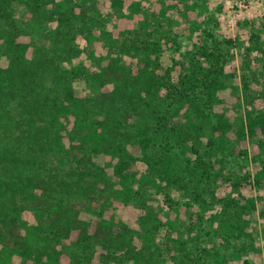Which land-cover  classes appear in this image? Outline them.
I'll return each mask as SVG.
<instances>
[{
    "label": "rangeland",
    "instance_id": "1",
    "mask_svg": "<svg viewBox=\"0 0 264 264\" xmlns=\"http://www.w3.org/2000/svg\"><path fill=\"white\" fill-rule=\"evenodd\" d=\"M54 1L60 0H0V67L27 66L36 71L31 78L35 83L28 90H9L2 81L8 108L0 107V119L6 121L14 115L22 120L20 102L39 96L44 102V135L50 140L49 151L54 158L47 164L38 160L28 165L16 164L13 154L20 152L24 157L22 151L26 145L9 136L0 123L2 180L20 184L19 176L46 179L51 182V199L68 205L79 203L82 209L79 216L95 219L102 213L105 218L120 219L131 228L129 247L119 240L117 257L103 264H135V257L139 264H264V180L257 181L253 150L249 147V158H246L215 149L213 141L217 135L212 123L216 118L209 122L197 118L190 110V104L200 103L208 115L216 116L226 110L234 112L231 96L238 95L237 89L243 96L245 81H249L253 95L263 94L264 0H191L199 6L189 17L172 10L168 18L160 17V30L149 35L146 42H128L126 52L121 55L119 46H115L114 55L121 57L127 75L120 85L124 94H116L117 111L112 115L107 143L124 146L128 152L125 159L136 177L126 185L119 182L115 172L122 158L108 156L100 164L90 142H84L81 159L73 161L71 154L64 156L63 151L55 150L59 148L61 134L57 117L64 116L58 106L68 105L65 99L68 88H82L91 97L92 118L110 113L108 106L97 102L100 88L94 79L103 69L98 59L109 55L108 48L94 47L95 56H92L84 40L78 43L79 53L75 45L72 49H65L63 45L68 40L76 43L74 37L81 27L84 31L100 32L105 42L115 23L112 0H68V16L74 13L77 3L89 8L85 18L77 17L72 23L63 18L65 12L55 13ZM163 1L125 0L120 10L129 11L133 3H138L144 10L159 13ZM34 19L41 22L43 34L29 27ZM12 38L17 45L10 41ZM56 41L58 47L54 44ZM256 43L263 50L252 48ZM203 47L220 54L224 64L227 87L217 94L218 102L208 99L203 86H196L188 96L179 92L181 74L190 73L196 64L209 67L208 57L202 54ZM249 48H252V67L247 68L241 61ZM80 64L86 68L81 76L68 73L67 70ZM166 70L171 72L170 77ZM147 71L156 73L153 84H147L144 78ZM251 106L250 102H244V117ZM235 113L240 115L239 111ZM191 121L199 124V135L194 129L189 131ZM66 138L62 141L65 147L71 145ZM142 139L147 141V146L140 145ZM167 157L173 159L170 168L175 180H162L155 168L157 161ZM146 175L162 184L145 182ZM14 187L6 183L0 186L2 230L34 219V211L28 209L26 191ZM224 197L229 201H222ZM251 201L256 203L255 207ZM181 207L184 212L179 217L180 226L167 225V216ZM71 213L75 220L76 211ZM149 214L158 215L166 223L155 230L154 236L142 224ZM63 219V222L68 220L65 216ZM55 228L56 225H51L44 233L51 235Z\"/></svg>",
    "mask_w": 264,
    "mask_h": 264
},
{
    "label": "trees",
    "instance_id": "2",
    "mask_svg": "<svg viewBox=\"0 0 264 264\" xmlns=\"http://www.w3.org/2000/svg\"><path fill=\"white\" fill-rule=\"evenodd\" d=\"M54 3L55 13L65 12L66 17L63 18L70 20L71 23L76 22L77 17L85 18L88 15L89 8L82 3L75 4L74 13L69 16L66 14L68 0L54 1ZM124 4L125 0H112L111 13L115 23L112 33L106 37L105 42L102 40L100 32L92 29L84 31L81 27L74 37L76 43L73 44L68 40L63 45L65 49H72L75 45V50L79 53L80 46L78 43L84 40L86 46L91 50L92 56H95L94 47L103 45L108 48L109 55L100 56L98 59V63L103 66V69L94 75V79L100 88L97 102L101 106H108L110 113H108L109 116L95 115L92 118L91 97L85 94L82 88H68L65 95L68 105L58 106V110L62 111L64 116L62 118L57 117L59 120L58 132L61 134L59 135V148H55V150L63 151L64 156L65 154H71L70 160L73 161V159H81L80 152L84 150V142H90L93 149L98 153L100 164H103L108 156L115 157L117 160L122 158V161L116 164L115 172L119 176V182L126 185L128 181L136 177L134 171L129 169L130 165L127 164L125 159L128 152L124 146H111L107 143V135L112 127V115L117 111L118 96L116 94H124L120 85L127 75L126 66L121 64V57L118 54L114 55V48L119 46L121 55L126 52L124 49L128 42L131 44L137 43L138 40L146 42L149 35L159 31L161 28L160 17L162 19L168 18L169 12L172 10L179 11L180 14L189 17L195 12L199 4L197 2L192 3L191 0H164L159 13L144 10L138 3H133L129 11H122L120 8L122 9ZM79 15L81 16L79 17ZM63 18L62 20H64ZM129 21H132V23L128 24ZM29 24L32 31L34 30L38 34L44 33L43 26L37 19L32 20ZM10 41L15 44L13 38ZM54 44L58 47L57 41ZM252 48L263 50L258 43L254 44ZM252 48L242 54L241 62L244 67H252ZM202 54L208 57L209 67L206 69L204 65L196 64L190 73L181 74L179 92L187 95L196 86H203L202 90L206 92L208 99L218 102L220 98L216 97L217 94L227 87L224 81L227 76L224 72V64L221 62L220 54L208 52L205 47L202 48ZM85 69L84 64H80L67 71L72 75L81 76ZM166 71L170 77L171 72ZM35 74L36 71L32 67L23 66L18 68L14 65L5 69L0 67V107L5 110L8 108L4 103L5 91L1 88V85L3 86L2 81L6 82V88H9V90H28V86H31L32 82L35 83L32 80ZM155 74V72L149 74L148 71L144 74L147 84L150 85L155 82ZM164 77L162 75L161 78L164 79ZM249 86V81H245L243 96L238 92V89V95L236 93L232 94L231 99L233 98L232 101L235 104L234 112L226 110L216 116L208 115L203 107L199 105L200 103L190 104V110L197 115V118L201 117L209 122H213L216 118V122L212 123L213 132L217 135L213 141L215 149L249 158L248 150L251 147L253 150L252 161L255 168H258L255 174L257 181L260 183L264 180V105H261L262 102L264 103V92L263 94L253 95ZM151 88L149 86L148 96L150 99L153 97V95L150 96ZM241 97L244 102H250L252 105L246 109V117H244V112L242 113L244 102ZM43 105L44 102L39 96H33L31 99L20 102L19 114L23 121L14 115L6 121L0 119V123L4 124L9 136L13 135L14 140L21 141L22 145H26V150L22 151L24 157L20 152L13 154L16 164L28 165L37 162V160L47 164L49 160L54 159L49 151L50 140L44 135L46 119L42 112L44 110ZM236 111H239L240 115H237ZM26 113L30 114L29 118H26ZM3 114H5V111H3ZM197 125L199 126L198 123L191 121L189 131L194 129L195 133L199 135L201 129ZM234 125H237V127L233 128ZM56 128L57 126L54 127V129ZM12 132L13 134H10ZM185 133H187L186 136H189L187 131ZM63 138L68 139L71 145L65 147L62 143ZM16 141L14 143L17 145ZM140 145L144 147L148 143L142 139ZM29 150H32L33 153ZM194 151L200 154L196 151V148ZM198 159L203 163L200 156ZM61 161H64V159L62 158ZM172 162L173 159L170 157L156 162L155 168L160 171L162 180H175L170 168ZM19 180L20 184H17L16 181H3L0 175V186L6 183L7 186L14 185V188L18 187L20 190H25L27 193L25 196L28 197V209L34 211V219L21 225L14 224L6 230L0 229V264H103V262L117 257L116 246L120 243H125V246L129 247L132 230L120 219H117V221L113 217L107 219L102 213H99V216L95 219L83 218L79 216L82 212L79 203L68 205L62 204V201L51 199V190L49 189L51 182L48 180L36 179L33 176H28L26 179L19 176ZM143 180L152 185L159 186L162 184L156 183V178H150L148 175L144 176ZM221 200L225 201L226 198H221ZM255 204L254 201H251L252 207H255ZM73 211H76L77 215L79 214L75 220L72 219L71 212ZM183 212L184 208L182 207L177 211L172 210L167 216V225L174 228L179 227L181 224L179 223V217ZM64 216L68 219L65 222H63ZM147 218V221H143L142 224L144 226L146 224L147 230H150V236H154L155 230L166 224L162 223L161 218L155 214H149ZM51 225H56V228L51 235L49 233L45 234V229ZM119 240L120 243L116 244ZM100 246L101 249H99ZM121 247L123 246L121 245ZM134 260L135 264H139L137 257Z\"/></svg>",
    "mask_w": 264,
    "mask_h": 264
}]
</instances>
